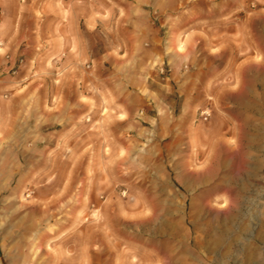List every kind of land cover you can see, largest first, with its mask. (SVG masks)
I'll list each match as a JSON object with an SVG mask.
<instances>
[{"label":"rangeland","instance_id":"374dc122","mask_svg":"<svg viewBox=\"0 0 264 264\" xmlns=\"http://www.w3.org/2000/svg\"><path fill=\"white\" fill-rule=\"evenodd\" d=\"M206 2L145 7L159 38L143 82L163 84L172 104L118 86L103 95L101 75L62 92L53 64L31 81L41 89L13 94L14 110L0 98V264H264V139L220 121L235 45L205 56L188 24Z\"/></svg>","mask_w":264,"mask_h":264},{"label":"crops","instance_id":"0c3cea01","mask_svg":"<svg viewBox=\"0 0 264 264\" xmlns=\"http://www.w3.org/2000/svg\"><path fill=\"white\" fill-rule=\"evenodd\" d=\"M32 1V2H31ZM205 10H200L198 22L189 21L190 29H199L206 51L215 62L221 61L229 51L235 62L231 69L232 80L222 86L230 94L229 103L216 104L220 121L237 125L238 134L253 130L254 139H264V4L255 0H205ZM264 3V0H259ZM157 0H0V98L14 110L16 104L9 99L14 93L32 92L35 77L54 65L64 87L75 90L76 83L86 75V85H93V77L102 76V93L112 88L137 93L145 104H172L163 96V84L144 83L151 75L148 69L157 51L158 30L145 7H153ZM224 2H228L224 6ZM246 14L245 32L239 35L241 17ZM204 13V15H203ZM261 14V16H255ZM249 15L252 18L249 19ZM256 17H261L256 21ZM117 19V25L114 21ZM110 26L122 34H109ZM105 28H107L105 30ZM215 30V39L206 36ZM227 31H223V30ZM102 35L95 41L96 34ZM223 34L229 35L223 37ZM149 35V36H148ZM154 38H153V37ZM246 47L239 50L240 46ZM227 58V57H226ZM227 60V59H226ZM19 62L15 70H11ZM217 64V63H216ZM220 64V63H219ZM215 65L214 73L223 76V65ZM256 70V71H255ZM154 76V75H153ZM157 78H159L157 76ZM112 81L115 82L112 84ZM147 82V81H146ZM206 89V82L204 84ZM259 85V86H258ZM91 87V86H90ZM259 87V88H258ZM147 91L146 96L144 95ZM169 90H166L168 93ZM221 100V99H220ZM78 101V100H76ZM109 101V100H108ZM227 103V104H226ZM122 104H128L124 101ZM39 125L46 123L44 104H38ZM79 107V106H78ZM89 109L88 107H85ZM67 110L64 104L61 108ZM68 118V117H65ZM78 118H69L70 124ZM64 125L68 124L66 121ZM243 125H249L248 130ZM242 126V128H241ZM248 136V134H247ZM241 139V137H239ZM94 264V263H92ZM105 264V262H104Z\"/></svg>","mask_w":264,"mask_h":264},{"label":"built area","instance_id":"2783aa9c","mask_svg":"<svg viewBox=\"0 0 264 264\" xmlns=\"http://www.w3.org/2000/svg\"><path fill=\"white\" fill-rule=\"evenodd\" d=\"M208 112L206 111V110H204V111H202L201 112V116H202V118L205 120V119H207V117H208Z\"/></svg>","mask_w":264,"mask_h":264}]
</instances>
